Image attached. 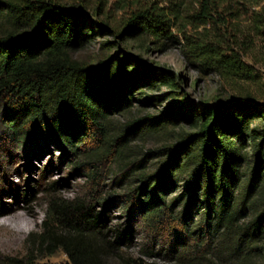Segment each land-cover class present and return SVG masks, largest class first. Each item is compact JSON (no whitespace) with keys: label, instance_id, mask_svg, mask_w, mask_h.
<instances>
[{"label":"trees","instance_id":"1","mask_svg":"<svg viewBox=\"0 0 264 264\" xmlns=\"http://www.w3.org/2000/svg\"><path fill=\"white\" fill-rule=\"evenodd\" d=\"M238 2L241 0H232V6L226 0H197L205 18L221 7L232 9L229 12L237 19L243 14L250 16V30L243 31V39L237 35L235 41L239 51L220 50L212 41L197 36H185L184 44L204 69L217 71L228 84H258L260 72L242 56L250 53L255 36L264 39V3L255 2L260 6L256 9L246 2L237 7ZM170 3L171 8L158 2L140 6L118 28L97 19L107 0H98L93 12L84 2L0 0V121L4 138L18 146L28 136L29 140L58 141L76 154L91 137L106 143L105 156L121 155L123 146L114 145L124 136L112 141L108 131L111 114L130 111L135 106L134 94L142 93L143 88L173 86L174 77L121 49L118 41L102 42L109 53L94 63L81 61L74 54L96 36L174 38L171 30L175 25L167 14L177 16L178 9L176 2ZM262 94L246 91L225 103L195 110L184 93H167L174 100L166 114L128 121L124 131L136 133L142 124H147L143 127L146 131L163 130L186 115L195 121L196 133L169 148L159 170H139L138 184L126 193L110 192L102 201L96 200L93 193L99 192L100 179L92 171L91 197L84 201L51 199L38 230L25 240L24 256L0 264H38L42 257L59 250L67 254L68 264H156L123 252L134 235L128 223L137 217L150 227L152 238L159 231L175 234L180 244L174 260L178 264H264ZM160 97L139 101L155 104ZM256 120L261 121L260 126L255 125ZM91 149L82 148V152L90 157L99 154ZM134 162L135 169L143 163ZM175 192L178 194L172 196ZM94 203L106 208L110 204L116 211L130 208L128 217L110 220L105 212H96ZM193 207L199 209L195 216Z\"/></svg>","mask_w":264,"mask_h":264},{"label":"rangeland","instance_id":"2","mask_svg":"<svg viewBox=\"0 0 264 264\" xmlns=\"http://www.w3.org/2000/svg\"><path fill=\"white\" fill-rule=\"evenodd\" d=\"M57 1L66 4L84 2L90 12H93L98 5V0ZM170 1L107 0L104 12H101L97 19L100 22L103 19L108 20L111 27L121 28L134 9L149 5L151 2H158L161 7L171 8ZM172 1L177 3L175 8L178 9V14L174 16L168 13L167 17H170L175 25L171 30L174 38L163 37L155 40L153 36H139L126 40L114 34L96 36L87 47L74 54L81 61L94 63L109 53L102 42L118 41L121 49L148 65L168 71L174 77L173 86L161 84L154 89L143 88L142 93L134 94L135 106L130 111L111 114L108 131L112 136V141L114 138L124 136L122 141L119 140L114 145V148L123 146L124 152L121 155L105 156L106 143L104 144L102 140L92 141L91 137L85 139L83 145L79 146L81 152L76 154L67 144L48 141L44 138L29 140L28 136L18 146V143H12L4 138L6 134L4 123L0 121V263L8 258L24 256L25 240L30 232L38 230L48 213L51 199L73 201L78 198L84 201L90 198L94 186L90 178L92 171L96 172L95 177L100 179V190L98 193H93L96 200L102 201L110 192L126 193L138 184L136 173L139 170H159L161 163L169 155V148H175L185 137L196 133L195 121L186 115H180L175 124H168L163 130L146 131L143 127L147 124H142L136 133L129 132L130 130L124 131L128 121L166 114L170 103L174 100L168 98L167 93H184L185 99L195 105V110L206 104L225 103L246 91L254 92L257 96L263 95L264 39L262 37L255 36L250 53L242 56L244 62L260 72L262 79L258 84L249 82L228 84L217 71L211 68L204 69L184 44L185 36H197L212 41L219 46L220 50L239 51L235 41L237 35L243 39V31L250 30L252 24L250 16L243 14L237 19L229 12L232 9L224 10L221 7L213 10L210 18H205L197 0ZM226 1L233 6L232 0ZM258 1L264 3V0H241L237 7H241V3L246 2L248 7L253 4L256 9H259L260 6L255 4ZM90 16L93 20H97L94 15ZM150 96L161 97L155 101V104H145L139 101ZM256 100H261V98ZM260 124L261 121L256 120L255 125L260 126ZM89 147L92 148L91 150H98L99 154L90 157L87 156L88 152H82V148ZM249 150L252 154V145ZM136 160L143 161L137 169L133 166ZM115 181L118 184H115ZM177 194L178 192H175L172 196ZM94 204L96 212H105L110 220L118 216L121 219L128 217L130 208L126 211L123 209L116 211L117 209L110 204L107 208L102 203ZM197 208L192 209L194 216L199 210ZM116 221L117 219L113 220V223ZM128 224L134 235L130 245L124 248L123 252L135 258L138 257L146 263L178 264L174 260L180 244L175 240V234L159 231L155 238H152L153 232L150 227L138 217ZM68 263L69 258L63 250L38 260V264ZM118 263V261L115 262V264Z\"/></svg>","mask_w":264,"mask_h":264}]
</instances>
